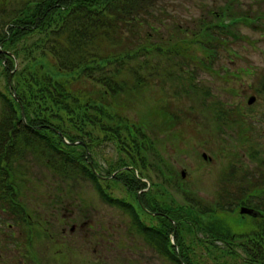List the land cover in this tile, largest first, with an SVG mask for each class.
<instances>
[{"label": "rangeland", "instance_id": "obj_1", "mask_svg": "<svg viewBox=\"0 0 264 264\" xmlns=\"http://www.w3.org/2000/svg\"><path fill=\"white\" fill-rule=\"evenodd\" d=\"M20 1L26 0H12L15 6ZM163 6L164 10H156V20L151 19L160 48L191 42L197 36L206 42L177 49L182 58L163 49L149 56L139 54L141 62L150 61L149 70L143 67L142 79L152 85L131 99L132 109L125 115L134 124L147 125L145 132H139L146 134L145 140L134 141L139 152L147 149L144 172L141 168L140 172L147 174L145 181L157 200L188 210L193 209L192 199L209 206L228 192L237 196L238 190L264 192V0H165ZM206 56L211 63L204 67L186 63L192 58L206 61ZM1 71L0 66L4 92L7 81ZM253 96L257 100L249 105ZM2 114L0 100V125ZM97 150L102 170L118 163L119 149L111 139L105 138ZM24 162L30 173L28 184L36 191L26 201V214L42 217L56 235L43 257L50 264H174L153 248L129 214L106 204L90 181L64 178L34 156ZM157 187L162 195H157ZM107 190L112 197L135 205L143 221L156 224L122 183H111ZM259 200L264 204V193L254 199ZM229 202V208L239 204ZM242 208L250 207H236V218L225 220L232 233L249 231L247 223L256 217L241 214ZM5 209L0 203V264H24L20 252L11 253L7 246V225L14 224V230L20 227ZM185 234L189 246L206 238L201 232L192 237L188 229ZM35 247L46 253L40 242ZM194 250L201 260L212 262L206 247L195 245Z\"/></svg>", "mask_w": 264, "mask_h": 264}, {"label": "trees", "instance_id": "obj_2", "mask_svg": "<svg viewBox=\"0 0 264 264\" xmlns=\"http://www.w3.org/2000/svg\"><path fill=\"white\" fill-rule=\"evenodd\" d=\"M164 2L26 0L15 6L12 0H0V66L7 81L5 91H0V138L7 140L0 142V203L8 209L9 203L19 201L21 188L30 180L23 164L28 156H34L64 178L90 181L106 204L129 214L153 248L174 264H264V204L254 201L263 191L250 194L238 190L239 196L228 192L209 206L192 199L193 209L188 210L157 200L145 182L147 174L140 172L147 149L139 152L134 141L138 137L145 140L146 134L139 132H145L147 125L134 124L125 115L132 109L131 99L152 85L142 79L143 67L149 70L150 61L141 62L139 54L149 56L163 49L182 58L177 49L206 42L197 36L191 42L160 48L153 37L157 28L151 19L156 20L158 8L164 10ZM205 59L185 62L204 67L211 63L209 57ZM189 77L195 81L192 73ZM165 124L169 127L168 121ZM105 138L118 147L120 157L116 165L108 164L109 168L102 170L96 157ZM105 160L108 163V158ZM101 175L108 179H101ZM116 182L136 198L141 210L142 201L168 217L156 214L152 217L156 224L143 221L135 205L111 196L107 187ZM146 189L139 200V192ZM157 190L156 194L162 195ZM233 200L239 204L229 208ZM238 206L258 212L250 217V229L244 233H232L225 222L236 218ZM187 229L192 237L201 232L206 238L189 246ZM195 245L206 247L212 262L201 260Z\"/></svg>", "mask_w": 264, "mask_h": 264}, {"label": "flooded vegetation", "instance_id": "obj_3", "mask_svg": "<svg viewBox=\"0 0 264 264\" xmlns=\"http://www.w3.org/2000/svg\"><path fill=\"white\" fill-rule=\"evenodd\" d=\"M106 176H104L105 180L108 179V177ZM1 187L4 189L5 192V186L1 184ZM35 192L36 191L29 184L24 185L21 188V195L19 194V201L18 202L14 201L12 204L9 203L8 209L4 210L9 213V215L11 216L10 219H13L15 221V224H17L20 227L19 230H14L12 228L14 224H9L10 221L8 222L9 224L7 225L8 232L6 231L5 233L7 246L11 248V253L18 254L20 252V254L23 257L22 260L24 261V264H50L47 259H44L46 258L45 256L48 255L46 248H50V243L55 241L56 235L55 233L50 231V229L47 226L48 222L44 221L42 217L35 219L34 214H32V212L26 214L27 212V207L25 206L26 201H29V199H31L33 196L32 193ZM146 192H148L147 189L141 190L139 192L138 195L139 200H141V195L142 194L144 195ZM139 203L142 209L147 211L144 212L152 217H155L156 214L164 217H168L167 213L162 214L159 211L151 210L148 206L143 205L142 201ZM170 211L171 210L168 209V212ZM1 231L2 229H0V232ZM38 242H40L42 246L45 247L46 253H43L42 251L41 253L37 250L38 246L37 247L35 246L37 245ZM54 246H56V244ZM0 261H2V258L0 259Z\"/></svg>", "mask_w": 264, "mask_h": 264}, {"label": "water", "instance_id": "obj_4", "mask_svg": "<svg viewBox=\"0 0 264 264\" xmlns=\"http://www.w3.org/2000/svg\"><path fill=\"white\" fill-rule=\"evenodd\" d=\"M12 82H11V76H9V84H10V86L12 87V84H11ZM256 97H252L250 100H249V105H252V104H254L255 102H256ZM23 121H24V123H26V120H25V114H24V112H23ZM203 157H204V159H208V156L206 155V154H203ZM95 170V169H94ZM95 172V171H94ZM183 177H184V174H183ZM241 214H244V215H251V216H257V212H255L254 210H252V209H248V208H242L241 209ZM182 264H184L183 262H182Z\"/></svg>", "mask_w": 264, "mask_h": 264}]
</instances>
